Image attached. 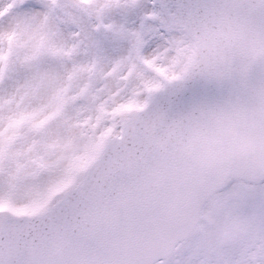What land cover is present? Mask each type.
Here are the masks:
<instances>
[{"label": "snow or ice", "instance_id": "6c2138e0", "mask_svg": "<svg viewBox=\"0 0 264 264\" xmlns=\"http://www.w3.org/2000/svg\"><path fill=\"white\" fill-rule=\"evenodd\" d=\"M201 42L239 88L253 49L264 50V0H0V146L6 133L48 139L104 103L113 73L187 65ZM256 71L264 78V51ZM224 86L219 75L189 77L173 99L212 98ZM254 203L260 226L227 264H264V189Z\"/></svg>", "mask_w": 264, "mask_h": 264}, {"label": "rangeland", "instance_id": "374dc122", "mask_svg": "<svg viewBox=\"0 0 264 264\" xmlns=\"http://www.w3.org/2000/svg\"><path fill=\"white\" fill-rule=\"evenodd\" d=\"M187 66L177 59L158 68L157 75L129 70L121 79L122 74L113 73L114 87L104 103L82 109L68 128L46 140L6 133L0 146V207L14 213L43 212L53 204L51 192L57 190L58 196L82 181L91 160L119 134L123 122L152 99L165 79L181 76ZM51 123L52 118L39 130ZM261 189L264 183L231 182L206 204L192 234L157 264H227L228 251L260 226L254 201Z\"/></svg>", "mask_w": 264, "mask_h": 264}, {"label": "water", "instance_id": "95a60500", "mask_svg": "<svg viewBox=\"0 0 264 264\" xmlns=\"http://www.w3.org/2000/svg\"><path fill=\"white\" fill-rule=\"evenodd\" d=\"M194 60H192V62L190 63L189 69H191L193 67L194 64ZM132 122V121H131ZM130 122V123H131ZM129 124V123H128ZM223 143V138H219L218 142H217V152L219 151V146L220 145H225V148L227 147V143H230L229 140L226 139V137H224V143ZM232 144V141H231ZM251 145V151L254 152L255 154L253 156H250L249 159H245L244 161H247L248 163L243 166L242 164L235 162L234 158H230L229 160L232 163V165L230 166V168L225 171L223 174L218 175L212 182H210L208 189L206 191L202 192V195L199 198V205L198 207H195L194 210H192L189 215L192 216L193 218V222L190 226V228H192L199 216V212L201 207L203 206V204L213 195L214 192H216L217 190H220L222 188H224L229 181V178L233 177V178H247L249 180H252L253 182H259L262 181L264 179V168L260 169L259 171V167L264 166V160L263 159H258L256 158L257 154H261L264 157V137L259 139L258 141H251L250 142ZM174 150L170 149V148H165L162 150V156L164 157L162 163L165 167H168L169 169L165 172V174L167 175V178L169 179V181H173L174 180V167H176L178 164H175V160L172 159L171 156H173L174 154ZM251 152V153H252ZM136 154L138 156H140L139 152L137 151ZM243 152H239L238 155H242ZM229 163V162H228ZM105 164V162L102 161H98L96 162L95 167L97 165L99 166H103ZM195 167L196 164L193 161L190 160H186L185 161V167L182 169L181 173V182L180 184H184L186 181L192 179L195 177ZM217 170V169H215ZM209 176V174H208ZM214 177V176H212ZM172 183V182H170ZM198 183V181H193L190 188H193L194 186H196ZM189 199L191 198L188 197ZM187 202V200L185 201ZM189 228V229H190ZM2 229V226H0V231ZM186 235V232H184L183 234H181L180 236L176 237L175 239H173V241L168 245V248L166 249H159L157 250L155 253H159L155 258H152L150 260L147 261L146 264H152L154 261L160 260V258L167 256L169 253H171V250H173L174 246L176 245V243L184 238Z\"/></svg>", "mask_w": 264, "mask_h": 264}, {"label": "bare ground", "instance_id": "6f19581e", "mask_svg": "<svg viewBox=\"0 0 264 264\" xmlns=\"http://www.w3.org/2000/svg\"><path fill=\"white\" fill-rule=\"evenodd\" d=\"M244 182L248 183V181H244Z\"/></svg>", "mask_w": 264, "mask_h": 264}]
</instances>
